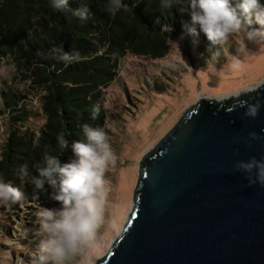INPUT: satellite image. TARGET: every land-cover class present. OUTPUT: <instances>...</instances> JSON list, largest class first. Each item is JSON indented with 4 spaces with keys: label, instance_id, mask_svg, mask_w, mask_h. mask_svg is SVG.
<instances>
[{
    "label": "water",
    "instance_id": "water-1",
    "mask_svg": "<svg viewBox=\"0 0 264 264\" xmlns=\"http://www.w3.org/2000/svg\"><path fill=\"white\" fill-rule=\"evenodd\" d=\"M200 99L139 163L129 218L96 264H264V186L238 161L264 156V106ZM255 132L259 141L251 140Z\"/></svg>",
    "mask_w": 264,
    "mask_h": 264
},
{
    "label": "trees",
    "instance_id": "trees-1",
    "mask_svg": "<svg viewBox=\"0 0 264 264\" xmlns=\"http://www.w3.org/2000/svg\"><path fill=\"white\" fill-rule=\"evenodd\" d=\"M81 2L91 9L85 20L57 12L49 0H0V62L9 61L15 74L29 84L39 98L45 120L38 136L20 133L18 128L29 118L30 110L25 103L12 100L10 92H3L0 116L8 127V142L2 148L0 175L22 186L27 196L35 189L19 175L22 164L27 163L36 175L35 165L45 152L59 154L61 163L69 162L74 159L71 148L61 152L57 135L63 133L70 145L83 138L82 124L103 128V89L116 79L120 62L128 56L157 60L168 53L169 34L157 21L171 25L172 39L183 33L187 44L208 42L209 48L203 33L193 36L186 32L183 26L190 21L187 13L162 9L159 0H125L129 7L115 16L103 10L101 0ZM68 7L78 9L80 0H68ZM59 43L65 51L80 50L83 59L65 67L50 51ZM201 62L198 67L203 66ZM96 103L100 112L93 119L91 110Z\"/></svg>",
    "mask_w": 264,
    "mask_h": 264
},
{
    "label": "rangeland",
    "instance_id": "rangeland-1",
    "mask_svg": "<svg viewBox=\"0 0 264 264\" xmlns=\"http://www.w3.org/2000/svg\"><path fill=\"white\" fill-rule=\"evenodd\" d=\"M186 39L183 35L180 53L170 43L168 53L157 60L125 57L114 82L103 89L106 111L103 129L116 161L109 164L105 173L109 190L104 198V222L99 228L103 247L93 249L96 263L107 253L129 218L142 157L183 113L200 99L235 100L238 98L235 93L246 95L247 89L256 90L264 83V44L245 41L248 54L242 56L237 51L240 41L234 38L228 52L241 61L233 64L227 53L216 62H210L208 42L202 45L192 41L189 45ZM198 47L204 49L201 51ZM200 59L203 66L198 67ZM3 92H10L12 100L25 103L30 110L29 118L18 128L20 133L38 136L45 123L39 98L29 84L15 74L7 60L0 62V98ZM7 138L8 127L5 118L0 116V160ZM52 192L45 184L43 189L31 191L22 202L11 206L0 204V264H21V261L32 264V254L39 243L36 230L40 208L60 207L50 198Z\"/></svg>",
    "mask_w": 264,
    "mask_h": 264
},
{
    "label": "clouds",
    "instance_id": "clouds-1",
    "mask_svg": "<svg viewBox=\"0 0 264 264\" xmlns=\"http://www.w3.org/2000/svg\"><path fill=\"white\" fill-rule=\"evenodd\" d=\"M101 2L103 10L112 16L129 7L125 0ZM49 3L57 12H67L81 20L91 15L90 7L81 0L80 7L74 11L68 7V0H49ZM159 5L162 9L176 8L179 13L188 14L190 21L183 27L193 36L203 33L209 41L210 62H216L217 58L227 53L233 64H239L241 59L228 52L234 38L240 41L237 51L242 56L248 54L245 41L264 44V0H159ZM157 22L160 29L169 34L170 43L180 53L183 33L173 40L171 25ZM254 24L258 27H251ZM50 51L53 58L65 67L83 59L80 50L65 51L62 43L53 46ZM246 91L253 92L255 89ZM234 95L240 97L242 93ZM238 104L244 109L245 118L255 119L264 101L238 99ZM91 111L95 119L100 105L93 104ZM81 129L83 138L73 140L70 145L63 133L56 137L61 152L70 147L74 159L61 163L59 154L45 152L42 160L35 165L36 175L32 174L27 163L19 168V175L34 189L41 190L47 183L53 189L50 198L60 205L59 208H40L36 230L39 243L32 254V264H96L93 249L103 247L99 228L104 222V198L109 190L105 173L109 164L115 163L116 155L102 127L85 123ZM249 138L261 139L255 132L249 133ZM234 169L246 174L249 185L264 186V156L238 161ZM27 198L22 186L0 175V204L11 206ZM24 232L26 235V230Z\"/></svg>",
    "mask_w": 264,
    "mask_h": 264
},
{
    "label": "bare ground",
    "instance_id": "bare-ground-1",
    "mask_svg": "<svg viewBox=\"0 0 264 264\" xmlns=\"http://www.w3.org/2000/svg\"><path fill=\"white\" fill-rule=\"evenodd\" d=\"M253 92H254V91H253ZM247 93H251V92H247ZM223 100H225V99H223ZM223 100H222V101H223ZM222 101H219V102H222Z\"/></svg>",
    "mask_w": 264,
    "mask_h": 264
}]
</instances>
